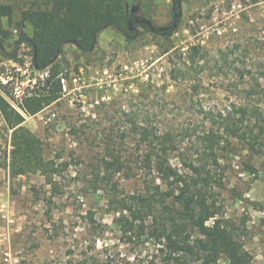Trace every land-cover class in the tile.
<instances>
[{"label": "trees", "instance_id": "16d2710c", "mask_svg": "<svg viewBox=\"0 0 264 264\" xmlns=\"http://www.w3.org/2000/svg\"><path fill=\"white\" fill-rule=\"evenodd\" d=\"M16 14L29 24L31 34L20 30L8 50L11 33L3 21L7 18L11 24ZM132 20L152 31L148 20L129 12L126 0H33L25 7L0 2V56L23 65L18 49L25 44L31 66L47 70L46 76L23 93L17 107L7 99L12 96L7 86L0 88V115L11 132L6 165L11 178L39 173L51 190L56 189L60 167L68 163L45 158L44 142L23 125L25 116L61 98V79L67 76V62L61 58L63 45L72 43L82 54L89 53L107 27L117 28L129 39ZM262 38L255 44L239 41L216 49L201 44L191 45L185 52L175 49L174 54L179 53L169 61V77L185 86L182 100L189 104L191 116L181 123L156 122L149 113L140 118L137 110L123 111L124 128L118 125L114 131L112 127L99 138L101 150L87 162L81 178L91 191L105 195L115 213L119 244L127 248L104 246L92 256L85 252L75 264L250 262L244 243L247 227L224 210L226 170L221 158L229 151L231 140L242 143L250 155L262 152L264 111L259 103L264 101V59L257 65L245 63L252 45L264 49ZM225 70L236 74L235 82L224 84ZM210 79L212 91L207 87ZM220 88L235 99L226 104L219 101L215 90ZM139 90L142 95V86ZM132 178L140 188L127 192L120 179Z\"/></svg>", "mask_w": 264, "mask_h": 264}, {"label": "rangeland", "instance_id": "374dc122", "mask_svg": "<svg viewBox=\"0 0 264 264\" xmlns=\"http://www.w3.org/2000/svg\"><path fill=\"white\" fill-rule=\"evenodd\" d=\"M29 1L33 0H0L17 7H25ZM126 2L129 12L148 20L152 31L132 20L129 39L117 28L107 27L89 53L82 54L72 43L63 45L61 58L67 62V76L61 81V98L25 116L23 125L44 142L45 158L68 163L60 167L55 190L39 173L11 178L6 167L11 132L0 115V264H75L85 252L92 256L104 246L127 248L119 244L115 213L105 195L91 191L81 178L87 162L101 150L99 138L112 127L114 131L118 125L124 128L123 111L137 110L140 118L149 113L156 122L181 123L191 116L189 104L182 100L185 86L169 77V61L179 53L174 54L175 49L185 52L194 44L216 49L239 41L255 44L264 37V0ZM3 22L11 33L8 50L20 30L31 34V27L18 14L11 24L7 18ZM250 48L245 63L257 65L264 59V49L257 45ZM18 60H23V65L0 56V73L12 76L13 83L7 86L12 96L7 99L15 107L23 93L47 75V70L30 68V49L25 44L18 49ZM225 71L224 84L235 82L236 74ZM211 80L207 86L210 91L214 90ZM215 92L224 104L235 99L222 88ZM259 104L264 111V101ZM77 158L86 162L78 164ZM221 163L226 170L222 193L225 213L243 220L247 227L244 243L251 255L247 264H264V146L261 153L250 155L242 143L231 140ZM120 182L127 192L140 188L136 178ZM217 264L230 263L220 259Z\"/></svg>", "mask_w": 264, "mask_h": 264}, {"label": "built area", "instance_id": "2783aa9c", "mask_svg": "<svg viewBox=\"0 0 264 264\" xmlns=\"http://www.w3.org/2000/svg\"><path fill=\"white\" fill-rule=\"evenodd\" d=\"M13 32L16 33V30H13ZM29 65H30V68H33L31 66V57H30ZM61 81L63 82L64 79H62ZM12 83H13L12 82V76H10L9 73H7V72L0 73V84H2L3 86H10Z\"/></svg>", "mask_w": 264, "mask_h": 264}, {"label": "water", "instance_id": "95a60500", "mask_svg": "<svg viewBox=\"0 0 264 264\" xmlns=\"http://www.w3.org/2000/svg\"><path fill=\"white\" fill-rule=\"evenodd\" d=\"M94 45V44H93Z\"/></svg>", "mask_w": 264, "mask_h": 264}]
</instances>
